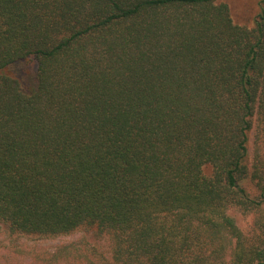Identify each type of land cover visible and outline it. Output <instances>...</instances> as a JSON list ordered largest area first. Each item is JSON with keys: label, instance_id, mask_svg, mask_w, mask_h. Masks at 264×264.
<instances>
[{"label": "trees", "instance_id": "16d2710c", "mask_svg": "<svg viewBox=\"0 0 264 264\" xmlns=\"http://www.w3.org/2000/svg\"><path fill=\"white\" fill-rule=\"evenodd\" d=\"M0 221L92 231L113 264H264V0L253 26L226 0H0Z\"/></svg>", "mask_w": 264, "mask_h": 264}, {"label": "rangeland", "instance_id": "374dc122", "mask_svg": "<svg viewBox=\"0 0 264 264\" xmlns=\"http://www.w3.org/2000/svg\"><path fill=\"white\" fill-rule=\"evenodd\" d=\"M236 23L254 25L262 0H226ZM255 131L251 132L249 156H254ZM211 168L206 171L210 172ZM245 186H251L246 183ZM244 233L250 235L255 214L232 208ZM108 238H98L92 231L79 230L70 235L47 238L14 233L0 221V264H113Z\"/></svg>", "mask_w": 264, "mask_h": 264}]
</instances>
